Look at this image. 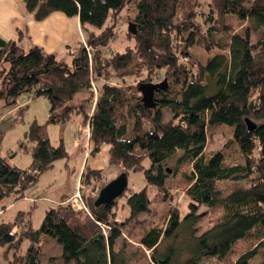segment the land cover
Segmentation results:
<instances>
[{
	"label": "trees",
	"instance_id": "1",
	"mask_svg": "<svg viewBox=\"0 0 264 264\" xmlns=\"http://www.w3.org/2000/svg\"><path fill=\"white\" fill-rule=\"evenodd\" d=\"M25 3L36 21L61 12L78 17L82 29L94 30L86 46L72 54L71 65L39 46L26 51L18 40L0 37V102L13 107L27 92L44 97L52 124L68 123L74 113H81L89 127L91 153L109 145V161L119 167V175L143 172L147 184L139 192L127 187L119 198L96 206L97 188L109 181L93 182L83 174L80 190L92 187L97 193L88 196L82 191L90 212L60 204L47 211L38 229L25 212H18L13 221L0 223V246L7 247V254L12 251L11 264H45L43 236L62 247L50 264H264V38L252 42V33L264 28V0H211L207 6L201 0ZM128 4L134 7L125 18L134 46L107 54ZM231 16L248 24L223 42L221 36L231 30L226 23ZM194 50L215 55L204 59ZM143 75L147 83L167 80V88L154 95L155 108L143 105L139 84L126 83V78ZM86 91H91V98L75 102ZM248 118L257 125L253 132ZM225 128L228 142L207 153L208 136ZM40 131L33 124L25 136L32 143L28 169L10 165L0 155V202L11 194L24 198L40 174L67 156L63 145L54 147ZM179 151L172 170L177 181L171 185L166 165ZM147 159L150 167L144 165ZM167 201L171 207L155 212L149 226L131 224ZM125 207L128 215L119 221ZM201 208L210 211V219L198 235ZM183 229L190 231L191 256L185 260L172 244ZM25 239L30 246L22 254ZM168 241L172 242L162 249ZM240 241L244 251L226 263ZM128 245L135 250L128 252Z\"/></svg>",
	"mask_w": 264,
	"mask_h": 264
},
{
	"label": "rangeland",
	"instance_id": "2",
	"mask_svg": "<svg viewBox=\"0 0 264 264\" xmlns=\"http://www.w3.org/2000/svg\"><path fill=\"white\" fill-rule=\"evenodd\" d=\"M201 1L207 6L211 0ZM6 6L9 7L7 2L5 0H0V35L9 40L14 37L11 28L14 27L16 21H19V18H21V20L23 19L21 16H15V13ZM132 7V5L128 4L121 12L118 24L113 30L114 36L107 47V49H109L107 54L123 52L127 47L134 46V40L128 36L129 24L126 23L125 20L129 12L131 13V10L134 9V7ZM57 13L60 12H54L53 14ZM65 18L67 21L63 22L60 28L67 29L68 27H72L73 34L71 42L69 45H66L65 41L62 46L56 45L54 51L59 60L71 65L72 54L75 53L82 44L86 46L90 31L94 30V28L91 26H87L86 29L81 28V33L79 34L73 19L74 17H67L65 15ZM23 23V21L22 23L19 22L18 25L23 26ZM110 23L111 18L108 19L105 27ZM226 23L231 26V30L221 36L223 42L228 41L232 33L241 32L248 24L235 16H231ZM262 37L264 38V28L252 33V42L256 44L258 39ZM13 39L18 40L26 51L30 49L27 39L20 41L19 35L15 36ZM194 53L204 59H210L215 55L214 52L207 55L202 50H194ZM145 79V75L136 78H126V83L140 84L141 82H145ZM159 81L160 80L155 81L154 83H160ZM115 82L119 83L117 80ZM80 97H84L82 101H86L91 98V91L79 94L75 102H77V99ZM86 110L88 113L91 111L90 104H87ZM49 116V101L44 97H35L33 93L27 92L21 94L16 105L13 107H8L4 101L0 102V155L7 157L10 165L24 169L30 167L33 160L31 153L32 143H29L25 136L26 133L30 131L33 124H38L41 127L40 136L42 138H49L54 147L63 145L67 151L66 157L57 160L52 168L40 174L35 185L26 190L24 198L17 199L16 195L11 194L0 202V223L13 221L18 212H25L30 218L33 228L38 229L47 213L46 211L64 203V201L76 191H80L81 196H83L82 191L89 196L92 195V193L96 195L101 190L97 188L96 193V191L93 192L91 190L92 187H84L81 191L80 185L83 174L85 175V179L91 177L93 182L96 181L95 179L99 180V182H111L119 176V167L111 164L109 161V145H104L97 154L91 153L88 138L89 127L84 123V115L81 113H74L72 120L65 124L49 123ZM229 138L230 132L226 128L208 136L206 152L210 153L221 150L228 142ZM179 154H181V151H179L174 158L170 159L166 165V168L170 170L167 175L169 176L168 183L171 185L177 181L176 177L172 176V170L175 167V158ZM144 165L150 167V160L147 159ZM146 184L147 182L143 172L129 174L128 187L132 191L139 192ZM126 194L128 195L129 192L127 191ZM176 199L181 202L183 201L182 197H177ZM119 200L120 203L125 202V198H120ZM84 203L86 204L85 200ZM10 204H12V206H10ZM166 204L167 205L163 206H153L151 212L141 214L131 224L133 226H149L155 220V212H162L167 209L168 206L171 207L169 201H167ZM200 213L201 218L195 226L198 235L207 229L210 219V211L208 209L201 208ZM127 215L128 208L125 207L119 213V221L124 220ZM104 230L106 234H109L110 231L105 226ZM189 235L190 231H187V229L181 230L175 240L173 242H166L162 246V249H166L172 242L173 245L179 248L182 260L190 258L191 252L188 249ZM29 246L30 242L26 239L23 240L21 248L22 254L27 252ZM41 246L42 259L45 264H50L52 262L51 258H58L62 253L61 245L51 237L43 236ZM131 250H135V246L128 245V252ZM243 251V243L241 241L237 242L233 247L232 253L227 258L226 263L234 262ZM12 256V251L7 254V247L0 246V264H11ZM58 264H61V262H58Z\"/></svg>",
	"mask_w": 264,
	"mask_h": 264
},
{
	"label": "crops",
	"instance_id": "3",
	"mask_svg": "<svg viewBox=\"0 0 264 264\" xmlns=\"http://www.w3.org/2000/svg\"><path fill=\"white\" fill-rule=\"evenodd\" d=\"M5 1L7 2L9 6V7L7 6L6 7L10 9L11 11H13L15 13V16H21L23 19L21 20V18H19L18 19L19 21L18 22L16 21L14 27L11 28V31L14 33V37L19 35L20 41L27 39V42L29 43V47L39 46L43 48L47 53L56 54L54 51L55 50L54 48L56 45L62 46L64 41L66 42V45H69V43L71 42V37L73 34L72 27L71 28L68 27L67 29L60 28V26L62 27V23L67 21L63 13L61 12L57 14L52 13L50 16H48L43 21H36L33 19L32 15L28 13L26 9L25 0H5ZM73 19L76 24V29L78 33L80 34L81 25H80L79 18L74 17ZM22 21L24 22L23 23L24 27L22 25H18V23L19 22L22 23ZM0 37L4 38L2 35H0ZM13 38L9 40L16 41V39H13ZM82 98L84 97H80L79 99H77V102L83 100ZM89 137H90V134H88V138ZM17 168L26 170L20 167H17ZM76 193L77 191L74 194L70 195L66 200L74 196ZM61 204H64V203H61ZM10 206H12V204H10Z\"/></svg>",
	"mask_w": 264,
	"mask_h": 264
},
{
	"label": "water",
	"instance_id": "4",
	"mask_svg": "<svg viewBox=\"0 0 264 264\" xmlns=\"http://www.w3.org/2000/svg\"><path fill=\"white\" fill-rule=\"evenodd\" d=\"M130 30L133 33H136L135 26L130 25ZM167 88V80L164 79L160 83H146L141 82L139 84V90L142 94V103L147 108H155L156 102L154 101V95L157 91L161 89ZM246 124L248 130L253 132L257 125L251 119H246ZM168 172L170 170L168 169ZM128 187V177L125 173H121L115 180L109 182L106 186H104L98 195L97 200L95 201V205L99 206L104 203H108L114 199L119 198L122 196Z\"/></svg>",
	"mask_w": 264,
	"mask_h": 264
},
{
	"label": "built area",
	"instance_id": "5",
	"mask_svg": "<svg viewBox=\"0 0 264 264\" xmlns=\"http://www.w3.org/2000/svg\"><path fill=\"white\" fill-rule=\"evenodd\" d=\"M87 51L89 53V57H91V54H92L91 50L89 48H87ZM105 51L108 52L109 49L106 48ZM94 89H95V87H94ZM64 204L69 205L71 208H73L74 210H77V211H79V210L88 211L87 206L84 203L83 197L80 194V191H77V193L74 196H72L71 198H69L68 200H66L64 202Z\"/></svg>",
	"mask_w": 264,
	"mask_h": 264
}]
</instances>
